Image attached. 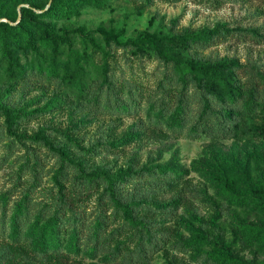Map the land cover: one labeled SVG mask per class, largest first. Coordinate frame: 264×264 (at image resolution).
<instances>
[{
  "label": "rangeland",
  "instance_id": "rangeland-1",
  "mask_svg": "<svg viewBox=\"0 0 264 264\" xmlns=\"http://www.w3.org/2000/svg\"><path fill=\"white\" fill-rule=\"evenodd\" d=\"M43 1L7 0L0 14L17 15L16 25L22 8ZM102 2L106 3L103 9L86 7L79 17L55 25L59 35L72 36L74 49L81 55L93 50V44L81 38L85 34L105 47L102 30L125 41L142 32L172 36L211 33L219 27L234 32L235 37L207 46L200 57L212 62L235 60L264 72V0ZM140 7L144 9L139 14ZM0 21L8 19L1 17ZM48 23L53 22L43 20L41 27L35 24L33 29L41 33ZM112 55L111 65L121 68L118 77L132 75L127 67L132 63L123 59V51ZM100 62L97 54L93 65H87L89 81L99 75ZM160 69L156 61L132 67L135 75L151 80ZM63 97L48 83L0 78V160L5 156L0 166L2 209L5 200L12 205L30 190L40 208L53 203L58 189L55 176L63 166L69 179L105 176L117 182L116 192L125 193L123 198L135 199L137 219L151 223L147 230L154 248L148 264H216L211 255L217 235L244 263L264 264L263 139H160L147 124L146 115L96 111L76 100L64 105ZM177 168L184 171L178 190L149 186L148 171ZM83 202L88 214L96 213L97 196ZM8 211L10 216L13 209ZM11 230L7 228L8 236ZM129 236L120 241L128 242ZM81 264L138 263L106 253L86 257Z\"/></svg>",
  "mask_w": 264,
  "mask_h": 264
},
{
  "label": "trees",
  "instance_id": "trees-1",
  "mask_svg": "<svg viewBox=\"0 0 264 264\" xmlns=\"http://www.w3.org/2000/svg\"><path fill=\"white\" fill-rule=\"evenodd\" d=\"M6 5L7 0L0 1V12ZM105 5L102 0H45L22 8L16 25L17 15L0 14L8 19L0 21V78L54 85L64 94V105L76 100L96 111L146 115L147 124L160 139L264 140V72L235 60L212 62L200 57L207 46L235 37L234 32L219 27L211 33L172 36L142 32L124 41L102 30L105 47L85 34L81 38L92 43L93 50L81 55L74 49L72 36L59 35L55 25L79 17L83 8L103 9ZM43 20L53 23L38 33L33 26L41 27ZM119 49L123 59L132 63L127 64L132 75L126 78L118 77L121 68L109 61ZM97 54L101 55L99 75L89 81L87 65H93ZM146 61H156L161 67L153 80L132 70L135 63ZM161 171H148L149 186L170 191L181 187L183 169ZM55 178L54 201L43 208L31 190L16 197L12 205L5 200L2 209L0 204V264H81L86 257L106 253L114 259L123 256L128 262L148 264L154 248L147 230L151 223L137 219L135 199L116 192L117 182L105 176L69 179L63 166ZM95 196L99 207L88 214L83 201ZM115 224L117 229L112 228ZM7 228L12 229L9 236ZM126 235H130L128 242L120 241ZM212 242L211 260L216 264H246L219 235Z\"/></svg>",
  "mask_w": 264,
  "mask_h": 264
}]
</instances>
